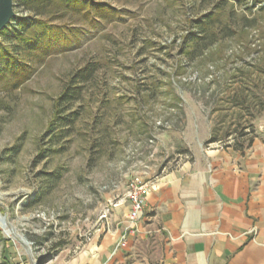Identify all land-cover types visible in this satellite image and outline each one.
Wrapping results in <instances>:
<instances>
[{
    "label": "rangeland",
    "instance_id": "rangeland-1",
    "mask_svg": "<svg viewBox=\"0 0 264 264\" xmlns=\"http://www.w3.org/2000/svg\"><path fill=\"white\" fill-rule=\"evenodd\" d=\"M103 1L114 12L92 25L56 2L23 9L13 0L9 30L17 17L43 19L78 28L80 43L34 61L18 89L0 81V264L75 256L134 178L148 184L208 134L221 141L203 146L225 147L227 132L264 124V0ZM221 4L211 38L195 21ZM242 91L247 110L232 106Z\"/></svg>",
    "mask_w": 264,
    "mask_h": 264
},
{
    "label": "crops",
    "instance_id": "crops-1",
    "mask_svg": "<svg viewBox=\"0 0 264 264\" xmlns=\"http://www.w3.org/2000/svg\"><path fill=\"white\" fill-rule=\"evenodd\" d=\"M208 137L147 184L130 231L123 198L75 256L49 264H264V124L244 152Z\"/></svg>",
    "mask_w": 264,
    "mask_h": 264
},
{
    "label": "trees",
    "instance_id": "trees-1",
    "mask_svg": "<svg viewBox=\"0 0 264 264\" xmlns=\"http://www.w3.org/2000/svg\"><path fill=\"white\" fill-rule=\"evenodd\" d=\"M23 9L27 8H46L56 2L60 8L73 13H79L82 17L90 21L92 25L96 24L97 18H105L113 11V8L105 3L103 0H19ZM242 2L247 0H235ZM223 4L217 5L215 10L203 15L200 19L195 21V24L201 32L207 36L214 38V26L219 29ZM111 10V11H110ZM114 12V11H113ZM112 12V13H113ZM218 22V23H217ZM12 29L7 25L0 31V37L5 35L8 40L13 42L12 45H5L0 43V81L10 80L11 87L14 89L20 88L26 83L34 73L33 62H43L47 57L55 53H64L74 49L80 43V30L78 28H69L63 25H53L43 19L20 18L14 19ZM227 29V27H226ZM224 29V30H226ZM232 32V31H227ZM233 34V33H232ZM88 69H83L77 73V78H86ZM65 89L56 102L57 112L55 119L48 128L51 132L54 128V123L60 117L62 112V104L68 102L73 97V90ZM249 98L244 95V91L239 96H235L232 100V106L249 108ZM253 114V113H252ZM253 118V115L252 117ZM66 122H71L68 118H64ZM250 122V121H249ZM251 129L253 125H250ZM247 127H244L246 130ZM227 132L225 137L228 139L232 136V142L225 147L233 148L236 151L244 152L250 148L256 137V131L245 132L241 131ZM221 139L212 134L206 145L220 142ZM189 152V150H188Z\"/></svg>",
    "mask_w": 264,
    "mask_h": 264
},
{
    "label": "built area",
    "instance_id": "built-area-1",
    "mask_svg": "<svg viewBox=\"0 0 264 264\" xmlns=\"http://www.w3.org/2000/svg\"><path fill=\"white\" fill-rule=\"evenodd\" d=\"M147 184L143 182L142 177H136L132 180L130 190L127 193V200L130 203V213L128 215L129 226L126 228L127 232L131 227L136 225L141 219L144 211V195ZM106 217V216H105ZM127 243V234L125 233L119 243V247H124Z\"/></svg>",
    "mask_w": 264,
    "mask_h": 264
},
{
    "label": "water",
    "instance_id": "water-1",
    "mask_svg": "<svg viewBox=\"0 0 264 264\" xmlns=\"http://www.w3.org/2000/svg\"><path fill=\"white\" fill-rule=\"evenodd\" d=\"M15 16L13 0H0V31H2Z\"/></svg>",
    "mask_w": 264,
    "mask_h": 264
},
{
    "label": "bare ground",
    "instance_id": "bare-ground-1",
    "mask_svg": "<svg viewBox=\"0 0 264 264\" xmlns=\"http://www.w3.org/2000/svg\"><path fill=\"white\" fill-rule=\"evenodd\" d=\"M0 224H1V226L3 227V228H6L7 226H6V223H5V221H4V219H0Z\"/></svg>",
    "mask_w": 264,
    "mask_h": 264
}]
</instances>
